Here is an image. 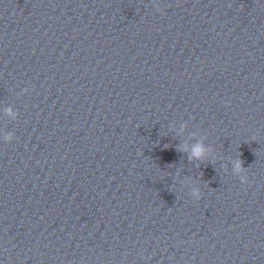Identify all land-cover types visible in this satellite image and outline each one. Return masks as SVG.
I'll return each instance as SVG.
<instances>
[{
  "label": "clouds",
  "instance_id": "9594fccd",
  "mask_svg": "<svg viewBox=\"0 0 264 264\" xmlns=\"http://www.w3.org/2000/svg\"><path fill=\"white\" fill-rule=\"evenodd\" d=\"M205 149L203 148L202 145L197 144L193 150L192 154L189 157L190 159L196 158V159H201L203 154H204ZM243 169V162L242 161H237L236 163V171L240 172ZM242 183H247V180H242ZM193 195L197 197V199H200V192L199 190H195L193 192Z\"/></svg>",
  "mask_w": 264,
  "mask_h": 264
}]
</instances>
